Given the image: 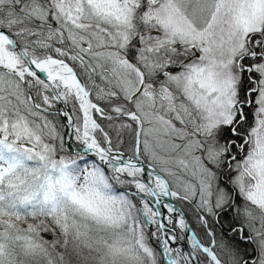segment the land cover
Returning a JSON list of instances; mask_svg holds the SVG:
<instances>
[{
  "label": "snow or ice",
  "instance_id": "snow-or-ice-1",
  "mask_svg": "<svg viewBox=\"0 0 264 264\" xmlns=\"http://www.w3.org/2000/svg\"><path fill=\"white\" fill-rule=\"evenodd\" d=\"M0 264H264V0H0Z\"/></svg>",
  "mask_w": 264,
  "mask_h": 264
},
{
  "label": "trees",
  "instance_id": "trees-1",
  "mask_svg": "<svg viewBox=\"0 0 264 264\" xmlns=\"http://www.w3.org/2000/svg\"><path fill=\"white\" fill-rule=\"evenodd\" d=\"M98 122H100L101 123V125H103V126H106L107 125V122L106 121H98ZM183 206V205H182ZM191 214V213H190Z\"/></svg>",
  "mask_w": 264,
  "mask_h": 264
},
{
  "label": "rangeland",
  "instance_id": "rangeland-1",
  "mask_svg": "<svg viewBox=\"0 0 264 264\" xmlns=\"http://www.w3.org/2000/svg\"><path fill=\"white\" fill-rule=\"evenodd\" d=\"M103 126V125H102ZM103 127H105V130L106 131H109V129L107 128V126H103ZM111 134V133H110ZM98 138H99V136H98Z\"/></svg>",
  "mask_w": 264,
  "mask_h": 264
},
{
  "label": "water",
  "instance_id": "water-1",
  "mask_svg": "<svg viewBox=\"0 0 264 264\" xmlns=\"http://www.w3.org/2000/svg\"><path fill=\"white\" fill-rule=\"evenodd\" d=\"M70 143H71V141H70ZM73 147H75V145H73Z\"/></svg>",
  "mask_w": 264,
  "mask_h": 264
}]
</instances>
